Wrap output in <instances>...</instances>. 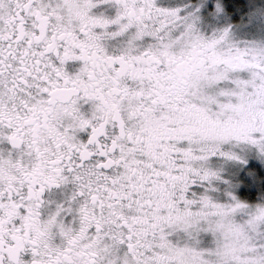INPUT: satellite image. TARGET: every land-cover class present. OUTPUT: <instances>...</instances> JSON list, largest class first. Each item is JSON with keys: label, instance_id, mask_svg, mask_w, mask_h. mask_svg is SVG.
<instances>
[{"label": "snow or ice", "instance_id": "snow-or-ice-1", "mask_svg": "<svg viewBox=\"0 0 264 264\" xmlns=\"http://www.w3.org/2000/svg\"><path fill=\"white\" fill-rule=\"evenodd\" d=\"M0 264H264V0H0Z\"/></svg>", "mask_w": 264, "mask_h": 264}]
</instances>
